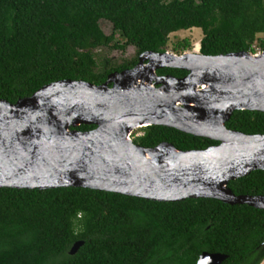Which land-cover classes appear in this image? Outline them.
I'll use <instances>...</instances> for the list:
<instances>
[{"label": "trees", "instance_id": "obj_1", "mask_svg": "<svg viewBox=\"0 0 264 264\" xmlns=\"http://www.w3.org/2000/svg\"><path fill=\"white\" fill-rule=\"evenodd\" d=\"M102 21L113 25L112 35ZM196 28L205 35V56L264 52V0H0V99L16 104L64 80L102 85L111 74L134 69L144 53H166L171 35ZM130 47L136 55L122 63L99 59V50ZM191 48L186 40L175 52ZM159 74L183 78L188 72ZM227 127L264 135V113L235 112ZM141 131L134 142L147 149L219 144L162 126ZM229 187L237 196H264V171ZM78 242L84 245L71 255ZM204 253L227 256L223 264H262L264 210L82 188L0 189V264H198Z\"/></svg>", "mask_w": 264, "mask_h": 264}, {"label": "water", "instance_id": "obj_2", "mask_svg": "<svg viewBox=\"0 0 264 264\" xmlns=\"http://www.w3.org/2000/svg\"><path fill=\"white\" fill-rule=\"evenodd\" d=\"M188 72L159 76L162 69ZM238 111L264 113V52L221 56L147 52L106 83L64 80L12 104L0 99V189L82 188L175 203L215 199L264 210V196H237L230 183L264 171V135L228 129ZM96 126L92 131L78 128ZM151 126L219 142L182 151L147 149L130 136ZM84 242H78L71 255ZM204 253L198 264H223ZM264 264V261L262 262Z\"/></svg>", "mask_w": 264, "mask_h": 264}, {"label": "rangeland", "instance_id": "obj_3", "mask_svg": "<svg viewBox=\"0 0 264 264\" xmlns=\"http://www.w3.org/2000/svg\"><path fill=\"white\" fill-rule=\"evenodd\" d=\"M101 27L107 35H112L114 33L113 25L110 22L102 21ZM205 38L204 32L201 29H193L189 31H180L171 35L170 43L167 47V52L170 54L179 55L175 52V46L179 43H182L186 40H189L192 48L186 50L187 53L201 54L202 41ZM120 42L124 44L125 40L121 37H118ZM257 53H260V50L257 49ZM185 54V53H182ZM99 59L110 60L111 62L122 63L123 60L129 59L136 55V50L132 47L128 48L125 51H116L111 49H103L98 51ZM180 56V55H179ZM136 133H143L141 130H137Z\"/></svg>", "mask_w": 264, "mask_h": 264}, {"label": "built area", "instance_id": "obj_4", "mask_svg": "<svg viewBox=\"0 0 264 264\" xmlns=\"http://www.w3.org/2000/svg\"><path fill=\"white\" fill-rule=\"evenodd\" d=\"M260 53H262V52L260 51ZM260 53H255V54H260ZM136 131L133 132L132 135L130 136L131 140H133V141H135L137 138H140L143 136V133H136Z\"/></svg>", "mask_w": 264, "mask_h": 264}, {"label": "flooded vegetation", "instance_id": "obj_5", "mask_svg": "<svg viewBox=\"0 0 264 264\" xmlns=\"http://www.w3.org/2000/svg\"><path fill=\"white\" fill-rule=\"evenodd\" d=\"M162 70H163V69H162ZM159 71H160V70H159ZM159 71L157 72V74H158L159 76H162V77H164V76H172V75H160V74H159ZM186 76H187V75H186ZM186 76H185V77H186ZM174 77H175V76H174ZM185 77H183V78H185ZM140 130H142V129H140ZM143 134H144V133H143ZM215 142H216V141H215ZM218 143H219V142H218ZM219 144H220V143H219ZM219 144H218V145H219ZM218 145H216V146H218ZM212 147H213V146H212Z\"/></svg>", "mask_w": 264, "mask_h": 264}]
</instances>
